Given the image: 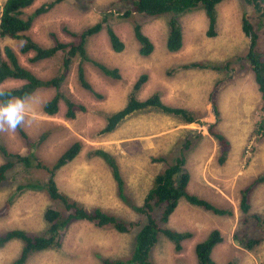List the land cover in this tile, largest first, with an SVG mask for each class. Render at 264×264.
<instances>
[{"label": "rangeland", "instance_id": "1", "mask_svg": "<svg viewBox=\"0 0 264 264\" xmlns=\"http://www.w3.org/2000/svg\"><path fill=\"white\" fill-rule=\"evenodd\" d=\"M5 1L0 0V8ZM53 1L36 0L25 10L24 17ZM117 1L63 0L35 19L25 34L48 47L52 44L51 34L62 42H76L78 40L70 32H81L101 21L103 14L109 12L110 24L124 41L125 50L122 53L112 50L105 29L89 38L86 47L93 60L110 69H118L120 78L107 76L97 66L86 62L83 67L86 79L94 89L91 92L79 82L81 60L76 58L60 92L85 106L86 111L78 113L75 119H68L66 103L62 100L59 114L48 116L43 111L44 104L57 92L54 88L40 89L26 99L25 123L20 126L30 141L17 129L0 132V144L11 153L28 156L33 152L52 163L72 144L81 142L79 156L57 172L61 191L85 206L100 207L126 221L140 220V216L116 196L113 178L104 161L90 157L89 153L100 148L113 154L126 182L127 195L132 203L141 205L155 176L184 152L191 176L189 190L218 207L231 209L233 214L215 216L182 200L168 226L177 231H191L193 237L184 243L182 251L177 252L173 243L161 235L151 252L152 260L156 264H198L196 245L218 229L224 241L212 254L217 264H264V242L249 251L234 241L239 227L240 191L264 173V137L257 132L264 117L261 111L264 101L253 74L246 70L243 61L251 40L243 33L242 18L243 15L256 17L257 22L254 7L243 0H225L219 4L215 37L207 35L209 23L203 8L181 16L184 45L179 52L170 53L166 46L169 16L134 15L122 19L116 12L119 5H112ZM134 22L142 26L155 46L148 57L139 54ZM261 28L264 30V19ZM22 44V40L0 38V47L14 49L21 64L38 77L48 80L60 74L62 55L33 62L34 53L20 52ZM200 61L229 62V68L219 72L181 68ZM173 68L176 69L170 73ZM142 75H147L148 80L138 94L139 99L145 100L159 93L167 105L188 109L197 122L187 124L161 112H147L128 118L111 133H102L107 117L125 107L133 86ZM20 86L21 82H6L0 89ZM213 92L215 103L211 100ZM216 109L220 113L219 122L214 113ZM216 123V129L231 142L230 155L224 165L218 163V144L209 132V126ZM188 144L189 149L185 150ZM160 156L166 157L168 163L152 161ZM4 161L0 154V164ZM33 175L44 180L48 174L34 169ZM7 176L0 185V209L17 186L26 182L25 165L18 164ZM252 204V213L264 218V184L255 192ZM49 206L51 202L44 192L27 190L16 198L8 215L0 217V234L11 229L43 232L46 228L44 212ZM137 231L121 234L113 229H99L88 222H77L67 231L60 250L36 254L27 264H99L100 255L127 260L134 250ZM20 250L18 241L0 249V264H10Z\"/></svg>", "mask_w": 264, "mask_h": 264}, {"label": "trees", "instance_id": "2", "mask_svg": "<svg viewBox=\"0 0 264 264\" xmlns=\"http://www.w3.org/2000/svg\"><path fill=\"white\" fill-rule=\"evenodd\" d=\"M36 0H6L0 8V38L22 40L20 52L22 54L34 53L33 62L54 58L62 55L63 63L61 72L52 79H42L20 62L18 53L9 46L0 47V87L6 82H21L19 88L0 89L6 93L0 100L12 97L30 98L38 90L43 88H54L56 95L47 100L43 111L48 116L59 114L62 100L66 103L65 116L68 119H75L77 114L85 112L86 107L77 104L61 94L60 88L65 81L71 66L76 58H80L78 67V79L80 84L87 90L94 92L93 87L88 83L85 75L84 63H92L97 66L107 76L119 79L118 69H110L107 66L93 60L87 52V42L92 36L102 32H107L111 48L116 53L125 50V43L116 33L110 24V13H104L103 19L96 24L87 27L81 32H70L78 41L62 42L52 36V44L43 47L30 37L26 36L33 22L40 15L49 12L55 5L63 0H54L51 3L39 7L32 15L24 17L25 10L30 8ZM225 0H118L112 5L116 7L122 19H130L134 15H145L152 18L169 16L168 37L166 40L167 50L170 53L179 52L183 45V29L179 21L180 17L201 7L203 8L209 23L207 35L215 37L217 35L218 5ZM252 5L257 13L256 17L243 15L242 30L251 40L249 51L245 57L244 66L247 71L253 74L257 84L261 100L264 101V30L262 27L264 19V0H243ZM115 16V15H113ZM257 24V25H256ZM134 34L140 44L139 54L143 57L150 56L155 49L152 40L143 32L142 26L134 22ZM182 69H211L223 71L229 68V62L216 64L210 61H200L181 66ZM176 68H173V72ZM148 76L142 75L129 95L125 107L107 117V123L102 133L115 131L128 118L147 112H161L169 116L182 119L187 124L197 122L191 112L182 107L167 105L159 93H154L145 100L138 98L143 85L147 82ZM221 82L218 83V85ZM217 88L215 86L214 90ZM98 97L100 95L95 94ZM211 100L215 103L214 92ZM261 111L264 116V106ZM217 122L220 121L219 110L214 111ZM217 123L209 126V132L218 144V163L226 164L230 155L231 142L227 136L216 129ZM21 135L28 141L27 134L18 128ZM258 135L264 137V117L259 123ZM45 136V135H44ZM44 136L41 138L43 141ZM31 143L29 142L28 145ZM189 144L185 145V150L189 149ZM81 142H75L54 162L48 163L31 152L28 156L11 153L0 144V154L5 161L0 164V185L7 180V174L18 164L25 165L27 173L26 182L20 183L14 193L7 198L0 209V217H5L20 194L27 190L44 192L51 202V206L44 212L46 228L43 232L32 233L21 229H11L0 234V249L9 243L18 241L21 243V250L17 257L10 264H27L36 254L60 250L63 247L67 231L77 222H88L99 229H113L121 234H130L135 230L136 241L134 250L129 259L111 258L99 256V264H156L151 258V252L162 235L171 241L175 251L180 252L184 248V243L193 237L191 231H177L168 226L172 215L177 210L182 200L189 205L203 209L215 216H231V209L216 206L210 201L202 198L189 190L191 176L186 168L187 157L184 152L175 158L174 162L158 173L151 188L148 190L143 203L136 205L132 203L127 195V186L121 173L120 166L113 154L104 149H94L89 153L90 157H98L107 165L113 178L116 196L126 204L131 210L140 216V220L126 221L123 218L111 214L100 207H88L79 200L61 191L56 180L57 172L63 167L73 162L81 153ZM153 162L168 163L164 156L154 157ZM44 171L46 179L35 178L33 170ZM264 184V173L254 178L245 188L240 191L239 200V227L234 235V241L240 247L253 251L264 242V218L258 213H252V199L258 188ZM224 241L220 230L211 231L208 236L199 242L195 247V254L198 264H217L212 257L215 247ZM227 264H233L229 262Z\"/></svg>", "mask_w": 264, "mask_h": 264}, {"label": "clouds", "instance_id": "3", "mask_svg": "<svg viewBox=\"0 0 264 264\" xmlns=\"http://www.w3.org/2000/svg\"><path fill=\"white\" fill-rule=\"evenodd\" d=\"M6 93L0 90V98ZM26 99L12 97L0 100V132L15 131L25 123Z\"/></svg>", "mask_w": 264, "mask_h": 264}]
</instances>
